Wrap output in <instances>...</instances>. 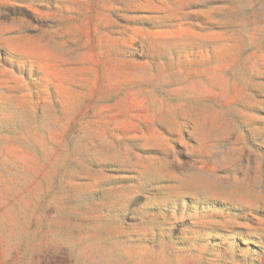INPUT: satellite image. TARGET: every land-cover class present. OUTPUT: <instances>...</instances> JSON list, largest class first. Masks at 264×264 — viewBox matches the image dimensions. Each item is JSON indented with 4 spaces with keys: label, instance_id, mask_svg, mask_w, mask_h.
I'll return each instance as SVG.
<instances>
[{
    "label": "rangeland",
    "instance_id": "obj_1",
    "mask_svg": "<svg viewBox=\"0 0 264 264\" xmlns=\"http://www.w3.org/2000/svg\"><path fill=\"white\" fill-rule=\"evenodd\" d=\"M0 264H264V0H0Z\"/></svg>",
    "mask_w": 264,
    "mask_h": 264
}]
</instances>
